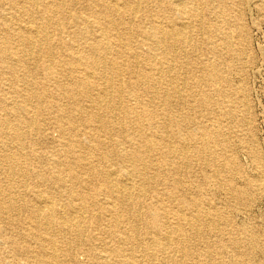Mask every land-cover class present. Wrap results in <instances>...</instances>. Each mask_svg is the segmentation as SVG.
I'll return each mask as SVG.
<instances>
[{
  "label": "bare ground",
  "instance_id": "6f19581e",
  "mask_svg": "<svg viewBox=\"0 0 264 264\" xmlns=\"http://www.w3.org/2000/svg\"><path fill=\"white\" fill-rule=\"evenodd\" d=\"M240 34L228 0H1L0 264H250L197 192L246 194Z\"/></svg>",
  "mask_w": 264,
  "mask_h": 264
},
{
  "label": "rangeland",
  "instance_id": "374dc122",
  "mask_svg": "<svg viewBox=\"0 0 264 264\" xmlns=\"http://www.w3.org/2000/svg\"><path fill=\"white\" fill-rule=\"evenodd\" d=\"M228 5L232 11L237 13V23L241 29L238 48H236L239 56L232 64L230 78L234 85L241 88L242 101L245 105L244 110H238L237 114L240 113L238 119L243 116H246V119L243 118L244 123L238 122L241 128L226 119L228 121L224 122V129L233 126L232 131L237 132L240 130L239 135H241L242 143L239 144V140L236 138H230L233 144L232 157L236 160L235 165L239 167V171L235 170L231 176L236 187L246 188V194L236 201L229 196L227 197L226 192L222 189L219 188L220 190H218V186L215 184L214 186L212 182L201 187L198 186L197 192L201 195L200 198L210 202L211 207L219 209L222 213L219 227L224 225V221H228L234 226L241 227L244 225L252 230L261 247L257 246V249L254 250L252 258H250L252 259L250 264H264V0H228ZM198 56L200 57V55ZM2 76L4 75L0 71V79ZM241 112H245L244 115ZM227 124H230V126ZM48 133L53 139L57 137L53 130ZM34 137L39 141L41 140L38 134ZM42 145L45 147L44 150L49 147L45 145L44 141H42ZM252 152L258 155V161H253ZM254 177L259 178L257 185L253 186V181L250 186H245ZM246 178H250L249 181ZM194 189L196 190V188ZM50 191L54 195V191ZM98 199L102 201L103 198L101 196ZM15 219L17 220L18 216ZM21 220L23 221V217ZM10 222L9 216L3 215L0 217V231L4 235L9 236L12 232L9 229ZM25 227L26 225L23 222V228L19 230L17 227L16 230L20 233ZM225 238H227L226 234ZM3 240L0 236V257L2 258L9 256L6 254V252H9L8 248L2 245ZM78 259L81 262L84 261L81 256ZM9 260H11L10 256ZM22 260H24L23 257Z\"/></svg>",
  "mask_w": 264,
  "mask_h": 264
}]
</instances>
